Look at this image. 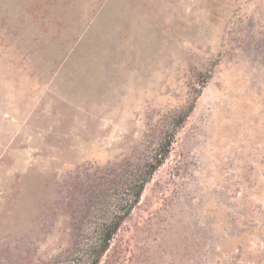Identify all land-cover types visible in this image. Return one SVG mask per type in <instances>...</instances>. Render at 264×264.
<instances>
[{
  "label": "rangeland",
  "instance_id": "1",
  "mask_svg": "<svg viewBox=\"0 0 264 264\" xmlns=\"http://www.w3.org/2000/svg\"><path fill=\"white\" fill-rule=\"evenodd\" d=\"M264 264V0H0V264Z\"/></svg>",
  "mask_w": 264,
  "mask_h": 264
},
{
  "label": "trees",
  "instance_id": "2",
  "mask_svg": "<svg viewBox=\"0 0 264 264\" xmlns=\"http://www.w3.org/2000/svg\"><path fill=\"white\" fill-rule=\"evenodd\" d=\"M109 231L108 229L103 230L87 244L84 258H87L88 264H97L100 254L105 250L106 245L111 239V232Z\"/></svg>",
  "mask_w": 264,
  "mask_h": 264
}]
</instances>
